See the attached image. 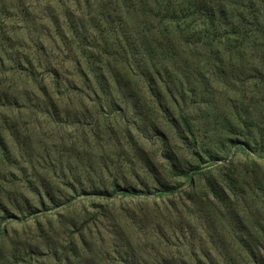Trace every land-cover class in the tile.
Returning <instances> with one entry per match:
<instances>
[{
  "label": "rangeland",
  "instance_id": "obj_1",
  "mask_svg": "<svg viewBox=\"0 0 264 264\" xmlns=\"http://www.w3.org/2000/svg\"><path fill=\"white\" fill-rule=\"evenodd\" d=\"M134 4L0 0V264L208 262L197 245L208 242L206 222L181 198L179 169L216 160L195 161L169 123L177 116L171 99L161 100L165 116L142 82L124 87L122 65L102 53L109 31L138 19L124 8ZM100 68L106 84L94 75ZM231 94L218 95V110L231 112ZM257 100L244 105L260 126ZM258 129L248 132L263 152ZM223 131L213 157L241 163ZM237 138L254 146L246 134ZM165 182L176 189L160 197ZM114 183L132 193L104 194Z\"/></svg>",
  "mask_w": 264,
  "mask_h": 264
},
{
  "label": "trees",
  "instance_id": "obj_2",
  "mask_svg": "<svg viewBox=\"0 0 264 264\" xmlns=\"http://www.w3.org/2000/svg\"><path fill=\"white\" fill-rule=\"evenodd\" d=\"M124 8L138 19H126L116 32L109 31L102 53L122 65L124 87L130 88L131 80L142 82L160 108L162 99H171L177 116L169 123L195 161L201 163L203 155L216 160L206 167L179 169L187 186L181 198L206 222L208 242L197 244L206 264H264V151L248 132L250 126L259 127L263 137L264 123L253 124L244 105L260 97L264 103V0H136ZM94 75L106 84L103 68ZM219 93H233L231 112L218 110ZM161 110L170 115L167 107ZM223 130L229 133L226 141L241 153V163L235 162L237 157H213L212 147L221 148ZM245 134L254 146L237 138ZM168 166L178 169L172 161ZM175 187L165 182L156 193H174ZM102 191L132 193L115 183L112 190Z\"/></svg>",
  "mask_w": 264,
  "mask_h": 264
}]
</instances>
